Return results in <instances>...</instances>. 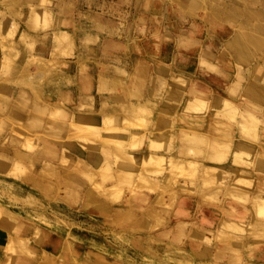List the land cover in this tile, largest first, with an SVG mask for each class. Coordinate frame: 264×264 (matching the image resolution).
<instances>
[{"label": "rangeland", "instance_id": "374dc122", "mask_svg": "<svg viewBox=\"0 0 264 264\" xmlns=\"http://www.w3.org/2000/svg\"><path fill=\"white\" fill-rule=\"evenodd\" d=\"M263 203L264 0H0V264H264Z\"/></svg>", "mask_w": 264, "mask_h": 264}, {"label": "bare ground", "instance_id": "6f19581e", "mask_svg": "<svg viewBox=\"0 0 264 264\" xmlns=\"http://www.w3.org/2000/svg\"><path fill=\"white\" fill-rule=\"evenodd\" d=\"M237 34H238V33H237ZM233 37H234V36H233ZM237 37H238V36H237ZM238 38H239V37H238ZM232 43H233V42H232ZM234 45H235V44H234ZM99 63H100V62H99ZM99 63H98V64H99ZM100 64H101V63H100ZM100 64H99V66H97L99 69H100V66H101V65L103 66V63H102L101 65H100ZM80 65H81V67H82V63H81ZM193 65H194V64H193ZM102 66H101V69H102ZM83 68H84V67H83ZM80 69H81V68H80ZM118 70H119V69H118ZM121 74L124 75L123 72H121ZM125 74H126V73H125ZM79 75H81V74H79ZM79 75H78V78L80 77ZM119 75H120V74H119ZM84 76H85V75H84ZM84 76H83V77H84ZM98 76H99V75H98ZM209 76H210V75H209ZM210 77H211V76H210ZM81 78H82V77H81ZM81 78H80V79H81ZM99 78H101V77H99ZM99 78H98V79H99ZM80 79H79V81H80ZM83 79H84V78H83ZM87 79H89V78H87ZM98 79H97V84L99 85L98 82H99L100 80L98 81ZM81 80H82V79H81ZM79 81H78V82H79ZM85 81H86V80H85ZM101 81H102V80H101ZM110 81H111V80H110ZM112 81H113V80H112ZM130 81H131V80H130ZM133 81H134V82H133ZM82 82H83V80H82ZM82 82H81V83H82ZM87 82H88V81H87ZM89 82H90V81H89ZM113 82H114V81H113ZM117 82H118V81L116 80V81L114 82L113 85H112V83H111V84L109 85V86H111V87H109V89H111V88L114 89V86H115V85H116V87H117V85L119 86L120 83L118 82L119 84H116ZM128 82H129V81H128ZM132 82H133V84H135V83H136L135 79L132 80ZM90 83H91V82H90ZM131 84H132V83H131ZM79 85H80V84H79ZM86 85H88V87H86ZM127 85L129 86L130 83H127ZM81 86H84V84L81 85ZM90 86H92V85H90ZM90 86H89V84H85V86H84V87H85V88H84L85 90H83V92H85V93H84V94L82 93V95H85L86 93L88 94L89 91L91 92V89L89 88ZM101 86H102V83H101V85L99 86V88H100ZM119 87H120V86H119ZM188 87H189V85H188ZM86 88H89V91H88V89H86ZM97 88H98V87H97ZM103 88H104V90L106 89V83H105V84L103 83V87H101V89H103ZM126 88H127V86H126ZM131 88H133V86H131ZM131 88L128 87V91H129V89H131ZM115 89H116V88H115ZM119 89H120V88H119ZM79 90H80V89H79ZM96 90H97V89H96ZM111 90H112V89H111ZM151 90H152V89H151ZM155 90H156V89H155ZM98 91H100V90L98 89ZM98 91H97L96 93H98ZM108 91H109V90H108ZM121 91H122V90H121ZM126 91H127V90H125V92H126ZM131 91H133V90H130V92H131ZM77 92H78V90H77ZM79 92H80V91H79ZM79 92H78V93H79ZM90 92H89V93H90ZM123 92H124V89H123ZM125 92H124V93H125ZM127 93H129V92H127ZM127 93H125V94H127ZM132 93H133V92H132ZM192 93H193V92H192ZM192 93H191V94H192ZM79 95H81V93H80ZM88 95H91V94H88ZM130 95H131V94H130ZM189 96H190V94H189ZM118 97H119V95H118ZM120 97H121V96H120ZM125 97H126V96H125ZM126 99H127V97H126ZM192 99H193V98H192ZM192 99H191V100H192ZM124 100H125V98H124ZM189 100H190V99H189ZM102 102H103V101H102ZM190 102H191V101H190ZM75 103H76V100H75ZM81 103H82V102H81ZM83 103H84V102H83ZM103 103H105V102H103ZM127 103H128V102H127ZM77 104H79V103L77 102ZM95 104H96V103H95ZM79 105H80V104H79ZM79 105H78V106H79ZM105 105H106V104H105ZM56 106H57V105H56ZM56 106L54 107V106L52 105L51 108H50V107H49V108H50V109H52V107L57 108ZM59 106H60V105H58V108H57L55 111H54V109H52V112L50 111V112H51V113H50L51 116L53 115L54 112H56V113H54V115H55V114L57 115V113H58L57 111L59 110L60 107H61V108H60V111H61L62 106H60V107H59ZM80 106H81V105H80ZM95 106H96V105H95ZM113 106H114V105H113ZM126 106H127V108H129V105H128V104H127ZM134 106H136V108L134 107L135 110H130V109H127V110H128V111L130 110V111H132V112H133V111H137L138 104L135 103ZM166 106H167V105H165V106L163 105L162 107H165V108H166ZM104 107H106V109H108L107 105L104 106ZM111 107H112V105L110 106V108H109L108 111H110V110L114 111V109H111ZM118 107H119V106H118ZM123 107H124V106H123ZM77 108H78V107H76V109H77ZM81 108H82V107H81ZM94 108H95V107H94ZM112 108H115V106L112 107ZM116 108H117V106H116ZM119 108H121V107H119ZM125 108H126V107H125ZM79 109H80V108H79ZM100 109H101V108H100ZM100 109H99V110H100ZM103 109H104V108H103ZM143 110H144V109H143ZM62 111H65V109L62 110ZM62 111H61V114H59L60 112L58 113L60 116H61V115H65V113H64V114L62 113ZM95 111H96V110H95ZM112 111H111V112H112ZM117 111H118V109H117ZM48 112H49V111H48ZM75 112H76V111H75ZM104 112H107V111L105 110ZM141 112H143V111H142V110L140 111V109H139V112L137 111V113L143 114V113H141ZM116 113H117V112H116ZM118 113H119V112H118ZM126 113H127V112H126ZM133 113H134V112H133ZM93 114H94V113H93ZM100 114H101V113H100ZM112 114H113V113H112ZM131 114H132V113H131ZM135 114H136V112H135ZM54 115H53V116H54ZM56 115H55V116H56ZM74 115H75V114H74ZM82 115H83V114H82ZM82 115H81V117H79L78 114H77V115L73 118V120H72V118H71L70 120H72V122H70V123H72V124H74V125H70V126H75V123H73V122H76L77 120L80 121L79 119H81V121L78 122V123H80V125H81V124H82ZM89 115H90V113L88 114V116H89ZM94 115H95V114H94ZM94 115H93L94 118H93V117H92V118H89V117H91V115H90L89 117L86 118L87 115H86V116L84 115V116H85V119H84V121H83L84 124H82V125H84V127H83L84 131H83V129L80 130V129L82 128V125L80 126V125H78V124H76L77 126H75V127L73 128V130H72V129H69V131H68L69 133H70V131H71V132L74 131V132H73L74 134L72 133V134H73V135H72L73 138H74V137H75V138L78 137V140L80 141L81 145H82V143H86V145H91V146H92L94 143H100V142H102V141L105 142V143H106V142L110 143L111 141H113L114 143H121V144L124 143V142H121V141H120L121 138H117V139H115L113 135H115V134L119 135V133H121L122 131H125V130H122V129H120V128L117 129V128H114V127H113V128H108V127H107V128H103V127L101 126L102 124L100 125V127H101L100 129H99V128H95V127H93V125H94V124H97V123L100 122V121H101V122H102V121L104 122V126H107V124H109V126H110V122L107 123L108 120H107V118H106V115H105V118H106V119L103 118V120L98 119V118H97L96 116H94ZM116 115H117V114H116ZM136 115H137V117L139 116V114H136ZM60 116H59V117H60ZM67 116H68V115H67ZM77 116H78V117H77ZM97 116H98V115H97ZM101 116H103V114H101ZM108 116H109V115H108ZM108 116H107V117H108ZM64 117H66V115H65ZM72 117H73V116H72ZM76 117H77V119H76ZM99 117H100V116H99ZM134 117H136V116H134ZM157 117H158V116H157ZM66 118H67V117H66ZM78 118H79V119H78ZM109 118H111V117L109 116ZM114 118H115V115H114ZM114 118H113V119H114ZM126 118H127V116H126ZM126 118H125V119H126ZM130 118H131V117H130ZM132 118H133V115H132ZM158 118H159V117H158ZM52 119L54 120V122L56 121V118H55V119L52 118ZM75 119H76V120H75ZM113 119H112V121H115L114 124L117 123V119H116V120H115V119L113 120ZM50 120H51V119H50ZM53 120H51V121L48 120L50 123L47 122V123H48V124H47V123L45 122L46 124H44V125H47V127H50L51 129H52V125H55L56 128L53 126V128H54L53 130H54V131H53V130H51V131L57 133V135H58V132H59V131L56 132L55 129L57 130V125H58V124H59V126H63V124H62V125H60V123H58V124H57V123L52 124V123H53ZM110 120H111V119H110ZM121 120H122V119H121ZM128 120H129V119H128ZM128 120H126V121H128ZM134 120L136 121L135 118H134ZM134 120H133V122H134ZM137 120H138V121H139V120L142 121L141 118H137ZM63 121H64V120H63ZM106 121H107V122H106ZM138 121H136V122H137L136 124H139ZM140 121H139V122H140ZM68 122H69V118H68ZM101 122H100V123H101ZM103 122H102V123H103ZM119 122H120V121H119ZM122 122H123V120H122ZM122 122H121V125H122ZM131 122H132V121H131ZM76 123H77V122H76ZM100 123H99V124H100ZM105 123H107V124L105 125ZM141 123H142V122H141ZM141 123H140V124H141ZM51 124H52V125H51ZM112 124H113V122H112ZM112 124H111V125H112ZM114 124H113V125H114ZM140 124H139V125H140ZM49 125H51V126H49ZM68 125H69V124H68ZM119 125H120V124H119ZM124 125H127V124L124 123ZM142 125H143V124H142ZM70 126H68V128H70ZM94 126H96V125H94ZM131 126H132V125H131ZM92 127H93V128H92ZM97 127H98V126H97ZM128 127H130V124H129ZM134 127H135V122H134ZM136 127H137V126H136ZM62 128H63V127L59 128L58 130H60V129L62 130ZM65 128H66V126H65ZM68 128H67V129H68ZM71 128H72V127H71ZM91 128H92V129H91ZM132 128H133V126H132ZM137 128H138V127H137ZM141 128H142V127H141ZM44 129H45V131H44ZM44 129H43L44 132H48V131H46V127H45V126H44ZM47 129H48V128H47ZM101 129H103V130H102L103 132H104V129L107 130V131L109 132V134H108L107 132H104V133H103V132H100ZM127 129H128V128H127ZM138 129H139V128H138ZM48 130H50V129H48ZM63 130L65 131V129H63ZM98 130H99V132H98ZM51 131H50V133L52 134ZM82 131H83V133L80 134V132H82ZM110 131L112 132L113 135L110 134ZM65 132H67V130H66ZM129 132H131V134H130ZM135 132H136V133H135ZM151 132H154V131H151ZM151 132L148 133V134H149V136H148V135H144V134H143L144 132L142 133V134H143V135H142L141 132L139 133V132H137V131H135V130H132V131L129 130V131H127V133H129V135L132 137V138L129 137V138L132 139V142H130V143H133V141H135L136 139H137V141H138L139 137H138V134H137V133H139L140 136H141V135L144 136L145 138H146V137H149V138H147V139H150V137L153 138L152 141H153L155 138H156V140H158V141L160 140V141H161V139H158V138H160V137L162 138V136L164 135V134H163L164 132H163V133H159V132H158V133H155V132H156V131H155V132L152 133V134H151ZM62 133H64V132L62 131ZM69 133H68V134H69ZM77 133H78V134H77ZM99 133H100V134H99ZM105 133H107L106 135L109 136V137L111 138V139L109 138L110 140L105 136ZM45 134H46V133H45ZM79 134H80V135H79ZM103 134H104V135H103ZM133 134H136V135H134V136H136V137H138V138H136V139L133 138V136H132ZM55 135H56V134H55ZM62 135H63V134H62ZM111 135H112V136H111ZM159 135H160V136H159ZM161 135H162V136H161ZM70 136H71V133H70ZM104 136H105V137H104ZM112 137H113V140H112ZM157 137H158V138H157ZM70 138H71V137H70ZM140 138H141V137H140ZM142 138H143V137H142ZM64 139H65V138H64ZM133 139H134V140H133ZM147 139H146V141H147ZM78 140H77V143H79ZM125 140L127 141L128 138L126 137ZM139 140H140V141H138V142H141V139H139ZM109 141H110V142H109ZM148 141L151 142V139L148 140ZM113 142H111V143H113ZM149 142H148V143H149ZM69 143H70V142H69ZM128 143H129V142H128ZM130 143H129V144H130ZM151 143H154V142H151ZM158 143H159V142H158ZM44 144H45V141H44ZM134 144H136V142H135ZM137 144H138V143H137ZM42 145H43V144H42ZM83 145H85V144H83ZM138 145H139V144H138ZM91 146H90V147H91ZM118 146H119V144H118ZM132 146H133V145H132ZM135 146H137V145H135ZM41 147H43V146H41ZM81 147H82V146H81ZM115 147H116V146H115ZM38 148H39V147H38ZM54 148H55V147H54ZM120 148H121V147H120ZM121 149H122V148H121ZM125 149H126V148H125ZM38 150H39V149H38ZM114 152H115V151H114ZM38 153H39V152H38ZM40 153H41V152H40ZM115 153H117V152H115ZM90 154H92V153L89 152V159L93 156V154H92V155H90ZM114 155H115V154H114ZM116 155H117L118 157H121L120 159H119L118 157H117L118 159L116 158V162H117V160H118V162H120L121 164L117 162L118 164H120V166H119L118 170L116 169L117 171L114 170L113 172H114V173H117V174L119 175V174L122 172V169H121L122 164L125 163V165H128L127 162L129 163V158L127 157V154H125V153H124V154H121V156H120L119 153H117ZM87 156H88V155H87ZM90 156H91V157H90ZM102 157H103V155H102ZM171 157H172V156H171ZM171 157H170V162L174 159V157H173V159H172ZM61 159H63V157H62ZM101 159H102V158H101ZM65 160H66V159H63L62 162H67V161H65ZM98 160H99V159H97V158L95 157V158H93L91 161H92L93 163H95V162H97ZM130 160H131V159H130ZM59 161H60V159H59ZM174 161H175L174 164H177V166L175 167V170H176V168L178 169L180 162H179V159L174 160ZM176 161H178V162H176ZM114 162H115V161H114ZM42 163H43V162H42ZM77 163L80 164V162H76L75 164H74V162H73V164L75 165V167H76V164H77ZM81 163H82V162H81ZM100 163L103 164V163H105V162L102 163L101 160H100ZM134 163H135V161H132V160H131L130 165H132V164H134ZM178 163H179V164H178ZM62 164H63V163H62ZM118 164H116V167H118V166H117ZM45 165H46V163H45ZM65 165H66V164H65ZM74 165H72V167H74ZM77 165H78V164H77ZM80 165L83 166V163L80 164ZM103 165H104V164H103ZM107 165H108V164H107ZM107 165H104L103 167L100 166L101 169H100V168H97L96 171L100 172V175H101V176H102V175L104 176V174H105V175L107 176V178H110V179H111V178L114 177V173H111V171L108 169L109 167H108ZM180 165H181V164H180ZM94 167H95V166H94ZM94 167H93V168H94ZM132 167H133V166H132ZM41 168H42V166H41ZM44 168H45V166H44ZM80 168H81V167H80ZM107 169H108V172H107ZM134 169H135V168H134ZM90 170H91V169H89L87 172H85V175H86V176L90 173V172H89ZM124 170H126V169H124ZM171 170H172V171L174 170V169H173V166H172V169L170 168V171H171ZM175 170H174V172H175V174H176V172H178L179 169H178L177 171H175ZM180 170H181V169H180ZM185 170H186V169H182V172L185 171ZM71 171L73 172V170H71ZM71 171H70V172L68 171V172H69L68 174H70V175L72 176V175H74V174H71V173H72ZM74 171H75V170H74ZM79 171H80V172H83V171H81L80 169H79ZM120 171H121V172H120ZM64 172H66V171H63V173H64ZM119 172H120V173H119ZM74 173H76V172H74ZM77 173H78V172H77ZM77 173H76V174H77ZM126 173H127V172H126ZM131 173H132V172H131ZM64 174L67 175V172L64 173ZM64 174L62 175V177H63V179H65V180H66V179H69V178L71 177V176L69 175L70 177L67 178V177L65 176L66 178H64ZM78 174H79V173H78ZM78 174H77V175H78ZM121 174H122V173H121ZM121 174H120V175H121ZM146 174H147V173H146ZM146 174L143 173L141 176H139L138 179H137V181L140 180V182H142L143 179H148V178H145V175H146ZM178 174H180V171H179ZM75 176H76V175H75ZM172 176H173V175H172ZM73 177H74V176H73ZM173 177H174V176H173ZM71 178H72V177H71ZM117 178H119V176H118ZM121 178H122V177H121ZM117 180H118V179H117ZM170 180H171V179H170ZM63 181H64V180H63ZM66 181H67V180H66ZM120 181H121V179H119V180L116 181V182H118V183L120 184ZM64 182H65V181H64ZM123 182H125V183L128 182V184H129V183H130V176L128 175L126 181H123ZM163 182H165V180H164ZM166 182H167V181H166ZM95 183H96V182H95ZM95 183H94L92 186H95V185H96L97 187H100V185H99L98 183H97V184H95ZM131 184H132V180H131ZM172 184H173V183H172ZM117 185H118V184H117ZM110 186H111V185H110ZM110 186H107V188L109 187V189H113V190L115 191L114 186H113V185L111 186V187H113V188H111ZM115 186H116V185H115ZM118 186H119V185H118ZM118 186H117V188H118ZM105 188H106V187H105ZM105 188H104V189H105ZM104 192H106V191L104 190ZM171 194H172V193H171ZM173 196H174V195H173ZM252 202H253V201H252ZM254 202H255V201H254ZM254 204H256V203H254ZM260 204H261V203H260ZM263 204H264V203H263ZM0 211H2V210H0ZM261 212H263V211H261ZM1 213H2V212H1ZM2 214H3L2 218H3L4 216L6 217V215H7V213H5V214L2 213ZM2 214H1V215H2ZM10 215H11V214H9V216H7V217H9V219H7V218H6V219H7V220H15V219H13V216H12V219H10V217H11ZM5 217H4V218H5ZM4 218H3V219H4ZM3 219H2V220H3ZM227 220H228V219H227ZM3 221H4V220H3ZM9 223H11V221H9ZM9 223H8V221H5V224H6L5 227H6L7 229H10V225H9ZM15 225H16V224H15ZM15 225H14L13 227H11L12 230L15 229ZM14 231H17V230H14ZM34 234H35V233H34ZM37 234H38V233H37ZM233 234H234V233H233ZM36 236H37V235H36ZM34 238H35V235H34ZM21 241H22V240H21ZM22 243H23V242H21V244H22ZM65 245H66V244H65ZM5 250H6V249H5ZM10 250H12V251H10ZM10 250H9L10 252L15 253V252H14L15 249H13V247H12V249H10ZM64 250H66V249H64ZM67 250H68V249H67ZM17 251H18V250H17ZM17 251H16V252H17ZM6 252H7V251H6ZM17 253H18V252H17ZM19 253H20V252H19ZM10 254H11V253H10ZM42 256H43V255H42ZM43 258H44V260L48 261V260H47L48 256H45V255H44ZM6 259H7V258H6ZM12 261H14V262L17 261V254H16V255H15V254L12 255L10 261H9V259H8V262H11V264H12Z\"/></svg>", "mask_w": 264, "mask_h": 264}, {"label": "crops", "instance_id": "0c3cea01", "mask_svg": "<svg viewBox=\"0 0 264 264\" xmlns=\"http://www.w3.org/2000/svg\"><path fill=\"white\" fill-rule=\"evenodd\" d=\"M156 98V97H155Z\"/></svg>", "mask_w": 264, "mask_h": 264}]
</instances>
